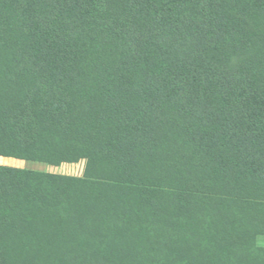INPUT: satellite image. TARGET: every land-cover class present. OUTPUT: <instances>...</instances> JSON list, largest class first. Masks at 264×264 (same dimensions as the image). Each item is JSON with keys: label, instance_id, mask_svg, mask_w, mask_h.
<instances>
[{"label": "trees", "instance_id": "trees-1", "mask_svg": "<svg viewBox=\"0 0 264 264\" xmlns=\"http://www.w3.org/2000/svg\"><path fill=\"white\" fill-rule=\"evenodd\" d=\"M0 156L85 161L0 164V264L229 261L264 233V0H0Z\"/></svg>", "mask_w": 264, "mask_h": 264}, {"label": "rangeland", "instance_id": "rangeland-1", "mask_svg": "<svg viewBox=\"0 0 264 264\" xmlns=\"http://www.w3.org/2000/svg\"><path fill=\"white\" fill-rule=\"evenodd\" d=\"M0 164L50 171L60 174L82 176L84 174L85 161L68 162L59 166L50 165L44 162L25 161L17 158L0 156ZM255 245L241 250H236L230 260H224L220 264H264V233L256 236ZM227 261V262H226ZM58 263L57 260L54 261ZM54 264V263H53Z\"/></svg>", "mask_w": 264, "mask_h": 264}]
</instances>
